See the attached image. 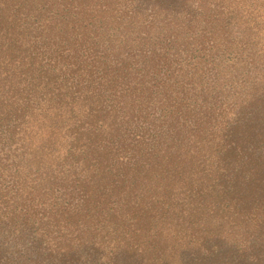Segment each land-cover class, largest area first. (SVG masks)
<instances>
[{"label":"trees","instance_id":"16d2710c","mask_svg":"<svg viewBox=\"0 0 264 264\" xmlns=\"http://www.w3.org/2000/svg\"><path fill=\"white\" fill-rule=\"evenodd\" d=\"M0 264H264V0H0Z\"/></svg>","mask_w":264,"mask_h":264}]
</instances>
